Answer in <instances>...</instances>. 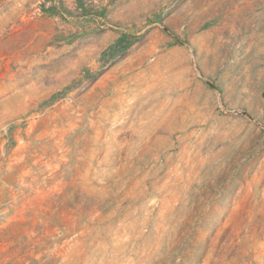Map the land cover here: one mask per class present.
<instances>
[{"label":"rangeland","instance_id":"374dc122","mask_svg":"<svg viewBox=\"0 0 264 264\" xmlns=\"http://www.w3.org/2000/svg\"><path fill=\"white\" fill-rule=\"evenodd\" d=\"M0 264H264V0H0Z\"/></svg>","mask_w":264,"mask_h":264}]
</instances>
